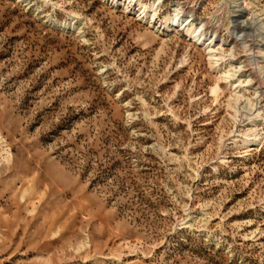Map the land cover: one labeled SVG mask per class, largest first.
<instances>
[{
  "label": "rangeland",
  "instance_id": "rangeland-1",
  "mask_svg": "<svg viewBox=\"0 0 264 264\" xmlns=\"http://www.w3.org/2000/svg\"><path fill=\"white\" fill-rule=\"evenodd\" d=\"M164 1L0 0V264H264V0Z\"/></svg>",
  "mask_w": 264,
  "mask_h": 264
},
{
  "label": "bare ground",
  "instance_id": "bare-ground-1",
  "mask_svg": "<svg viewBox=\"0 0 264 264\" xmlns=\"http://www.w3.org/2000/svg\"><path fill=\"white\" fill-rule=\"evenodd\" d=\"M103 1L111 2L115 6H120L122 4V1H124L125 5L123 4L121 6L123 7V10L126 13H129V14L131 13L130 8L132 6H134V4L135 5L139 4L142 8L140 10L141 14L137 15L138 19L139 20H143L144 22L147 23V25H149L150 28L155 29V30L158 31V28L156 27L157 26L156 22L158 20L159 9L165 3L164 0H157L154 4H152L150 6L142 5L140 1H136V0H103ZM241 1L242 0H227L226 2L229 5H231L233 8L238 9V8H240V2ZM126 4H128V5H126ZM192 18H194V14L193 13L185 16V15H183V13L181 11H175V13L171 16L170 22L167 24V26H164L162 24L161 27L164 30H170V31H175V32H179L180 31V32L185 33L186 36L190 39V41H192L196 45H200L203 48H205L206 50H208L209 56H210V63L212 65H215L213 67L221 68L222 66L220 65V59H219V57L217 55V51L215 50V46H212V44H210L208 42V40L205 39L206 35L203 32V28L206 25H204V26H196L195 22H194V20H192ZM75 24H77V23H75ZM75 24L73 25V23L71 22V23L61 24V26H63L64 28H71L72 26L74 27ZM238 27L240 28L241 26L237 25L236 28L239 29ZM263 27H264V25H263ZM215 32H217V30ZM235 33H236V31H235ZM244 38H246V37H244ZM233 46H234V44H233ZM221 79L225 80V81H228L230 88H235V87L237 88V86L235 84L237 81H232L233 74H232V71L230 69L227 72H225V74H223L221 76ZM219 89H220L219 86L214 87L213 94L214 95H218ZM242 99H243V95L242 96L239 95L236 99L232 98L231 101L234 102L237 105L239 103V101L242 100ZM231 107H232V109L235 110V112L237 114L239 113L237 108H235L233 106H231ZM257 112H258V110L253 115H247V117H248L247 119H249V121H250L248 126H251V127H248L247 130L242 132L241 139L235 141V144L241 143L242 146H248V147H251L253 149L255 147L260 148L261 146H263L264 133L258 128V125H257L258 123L256 121L257 117L254 118V116H255V114ZM258 116H260V113L258 114ZM236 120H238V119L236 118Z\"/></svg>",
  "mask_w": 264,
  "mask_h": 264
}]
</instances>
